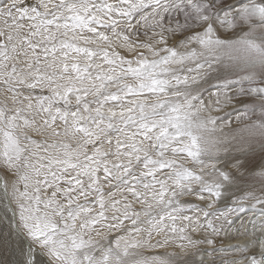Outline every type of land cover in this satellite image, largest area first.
Segmentation results:
<instances>
[{
	"label": "snow or ice",
	"instance_id": "obj_1",
	"mask_svg": "<svg viewBox=\"0 0 264 264\" xmlns=\"http://www.w3.org/2000/svg\"><path fill=\"white\" fill-rule=\"evenodd\" d=\"M0 264H264V0H0Z\"/></svg>",
	"mask_w": 264,
	"mask_h": 264
},
{
	"label": "bare ground",
	"instance_id": "obj_2",
	"mask_svg": "<svg viewBox=\"0 0 264 264\" xmlns=\"http://www.w3.org/2000/svg\"><path fill=\"white\" fill-rule=\"evenodd\" d=\"M230 2H235V0H230ZM235 115V114H234ZM234 115H233V119H234ZM225 243H227V242H225Z\"/></svg>",
	"mask_w": 264,
	"mask_h": 264
},
{
	"label": "rangeland",
	"instance_id": "obj_3",
	"mask_svg": "<svg viewBox=\"0 0 264 264\" xmlns=\"http://www.w3.org/2000/svg\"><path fill=\"white\" fill-rule=\"evenodd\" d=\"M211 90H212V91H214L215 89H214V88H212ZM232 118H233V117H232Z\"/></svg>",
	"mask_w": 264,
	"mask_h": 264
}]
</instances>
